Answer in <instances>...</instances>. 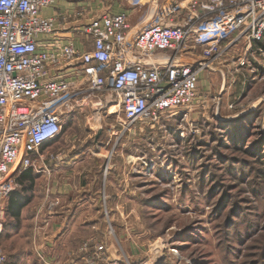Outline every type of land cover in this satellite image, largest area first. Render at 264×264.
<instances>
[{
    "label": "rangeland",
    "instance_id": "obj_1",
    "mask_svg": "<svg viewBox=\"0 0 264 264\" xmlns=\"http://www.w3.org/2000/svg\"><path fill=\"white\" fill-rule=\"evenodd\" d=\"M252 47L227 44L200 73L186 117L122 128L113 107L110 117L105 110L87 123L64 122L53 152L73 157L70 167L82 162L83 174L93 167L102 175L110 162L111 188L120 193L111 204L130 207L113 220L102 212L93 232L116 243L124 264H264V39ZM7 236H0L5 264H51L48 256L75 264L67 261L73 245Z\"/></svg>",
    "mask_w": 264,
    "mask_h": 264
},
{
    "label": "built area",
    "instance_id": "obj_2",
    "mask_svg": "<svg viewBox=\"0 0 264 264\" xmlns=\"http://www.w3.org/2000/svg\"><path fill=\"white\" fill-rule=\"evenodd\" d=\"M59 1L0 0V236L4 201L22 188L19 170L50 171L58 155L43 146L67 117H110L117 107L122 128L186 117L200 73L227 44L248 51L264 39V0H126L143 8L136 23L108 8L69 28L59 18H84L83 7L47 14ZM75 264L120 262L93 243Z\"/></svg>",
    "mask_w": 264,
    "mask_h": 264
},
{
    "label": "crops",
    "instance_id": "obj_3",
    "mask_svg": "<svg viewBox=\"0 0 264 264\" xmlns=\"http://www.w3.org/2000/svg\"><path fill=\"white\" fill-rule=\"evenodd\" d=\"M164 1L173 2L178 0ZM81 7H83L84 18H59V23L61 22L66 28H69L74 24L89 20L107 11L108 8L113 11L127 10L130 21L136 23L143 12V8H131L126 0H116L111 4L105 0H78L74 2L60 0L56 9H48L46 13L54 14L57 11L59 14H67L68 10L71 11L72 8L78 10ZM109 100L112 101L111 98ZM82 116L86 123L89 122V117L80 113L67 117L65 121L74 125L79 120V117ZM95 117L96 119L98 118L97 116ZM61 135L62 132L57 138L46 143L43 147L51 151L56 150L57 152L60 148H57V150L55 147ZM66 157L68 156H58L57 160L51 163L48 162L49 172L36 171L32 168L19 170L18 177L23 187L26 186V189L22 190V195L28 197V201L19 208L18 215H12L9 213L10 194L20 190L13 191L9 194L4 201L5 222L3 232L8 234L9 236L7 237L10 238L27 237L29 239V241L26 240L28 244H33L38 247L50 244L58 246L65 244L73 245L72 251L68 253L67 261L71 259L75 263H80L90 253L93 243H105L108 258L112 260L117 259L120 264H124L115 247L116 243L114 244L113 241L110 243L108 242L109 240L103 241L102 238L93 236V232H96V229H98L99 221L97 222V219L101 217L100 214L102 212L103 214L111 216L113 220L115 217H118L115 216L116 214L126 213L130 210V207L126 205L111 204L114 198L120 196L119 192L112 190L113 174L111 172L109 174L108 172L111 170V163L108 162L107 172L102 175L93 167L89 169V174H83L84 168L82 169V167L85 165L82 162H78L70 167L68 166L71 165L70 160L74 158L69 157L67 159ZM76 172H78L77 176ZM100 177L102 178L100 179ZM97 182L102 187L100 189L101 191L96 187ZM109 187L110 192L108 190ZM98 193H101V196H105L106 198L107 196L110 197L108 202L106 199V202L104 201L102 206H98L96 204H89L86 201L87 197H96ZM75 195H82L84 201H73ZM92 213L98 216L95 218ZM87 214L89 215L87 216ZM112 222L115 223V221ZM114 228L118 227L115 226ZM78 245L79 247L76 248ZM55 257L58 256L55 255ZM47 258L51 264H57L55 258L49 256ZM42 259L46 261L43 257Z\"/></svg>",
    "mask_w": 264,
    "mask_h": 264
},
{
    "label": "trees",
    "instance_id": "obj_4",
    "mask_svg": "<svg viewBox=\"0 0 264 264\" xmlns=\"http://www.w3.org/2000/svg\"><path fill=\"white\" fill-rule=\"evenodd\" d=\"M24 189H26V186L23 187L22 184V188L20 189V191L10 194L9 213H11L12 215H18L19 208L25 205L28 201V197L22 195V190Z\"/></svg>",
    "mask_w": 264,
    "mask_h": 264
}]
</instances>
